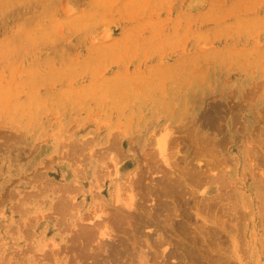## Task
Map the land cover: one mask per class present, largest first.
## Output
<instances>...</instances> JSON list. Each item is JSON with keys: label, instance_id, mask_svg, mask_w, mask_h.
Returning a JSON list of instances; mask_svg holds the SVG:
<instances>
[{"label": "rangeland", "instance_id": "obj_1", "mask_svg": "<svg viewBox=\"0 0 264 264\" xmlns=\"http://www.w3.org/2000/svg\"><path fill=\"white\" fill-rule=\"evenodd\" d=\"M0 264H264V0H0Z\"/></svg>", "mask_w": 264, "mask_h": 264}, {"label": "bare ground", "instance_id": "obj_2", "mask_svg": "<svg viewBox=\"0 0 264 264\" xmlns=\"http://www.w3.org/2000/svg\"><path fill=\"white\" fill-rule=\"evenodd\" d=\"M85 142H86V141H85ZM87 142H88V141H87ZM76 144H77V143H76ZM87 144H88V143H87ZM78 146H79V145H78ZM84 146H85V145H84ZM75 148H76V147H75ZM79 148H80V147H79ZM79 148H78V149H79ZM71 150H72V149H71ZM72 151H73V150H72ZM82 153H83V152H82ZM70 157H71V156H70ZM86 157H87V156H86ZM76 161H77V160H76ZM79 161H80V160H79ZM79 161H78V162H79ZM73 163H74V162H73ZM76 169H77V167H76ZM77 170H78V169H77ZM79 170H80V169H79ZM80 171H81V170H80ZM82 174H83V173H81L80 178H83V177H84V179H85V176H84V175L82 176ZM41 178H42V177H41ZM79 183H80V182H79ZM43 185H44V184H43ZM44 186H45V185H44ZM62 186H63V185H62ZM65 186H66V185H65ZM63 187H64V186H63ZM67 187H69V185H68ZM71 187H73L72 184H71ZM65 188H66V187H65ZM67 189H68V188H67ZM67 189H66V190H67ZM62 190H63V188H62ZM64 190H65V189H64ZM115 198H116V197H115ZM131 198H132V199H131ZM60 199H61V198H60ZM66 199H67V200H66V201H67V204H69V202H68L69 199H68V198H66ZM119 199H122V198H121V197H117V198H116V201L119 202V204H122V203H120V201H118ZM128 199L130 200V201L128 200L130 203H129L127 200H126V201H127L126 203H129L128 208H131V207L133 206V203H134V202L132 203V201L134 200V197L131 196V197H129ZM63 201H64V200H63ZM71 201H72V200H71ZM124 201H125V200H124ZM61 204L65 205L64 202H62ZM58 205H60V204H58ZM134 205H135V204H134ZM68 206L71 208L70 205H68ZM68 206H66V207H68ZM66 207H65V208H66ZM69 207H68V208H69ZM133 207H134V206H133ZM55 208H56V207H55ZM60 208H62V207L60 206ZM70 208H69V209H70ZM118 209H119V208H118ZM121 209H122V208H121ZM57 210H58V209H57ZM59 210H60V209H59ZM128 210H129V209H128ZM24 211H25V210H24ZM131 212H132V211H131ZM134 212H135V211H134ZM143 212H144V211H143ZM130 214H132V213H130ZM137 214H138V213H137ZM141 214H142V213H141ZM133 216H135V215H133ZM137 216H139V214H138ZM135 217H136V216H135ZM139 217H140V216H139ZM145 220H146V219H145ZM146 221H147V220H146ZM145 224H146V223H145ZM93 229H94V228H93ZM93 229H92V230H93ZM92 230H90V231H92ZM85 232H86V231H85ZM88 233H89V232H88ZM88 233H87V234H88ZM82 234H83V233H82ZM85 234H86V233H85ZM83 235H84V234H83ZM84 236H85V235H84ZM84 238H85V237H84ZM86 239H87V238H86ZM89 239H90V238H89ZM83 240H84V239H83ZM84 242H87V241L85 240ZM88 243H89V241H88ZM84 244L86 245L87 243H84ZM110 250H111V249H110ZM115 250H116V249H115ZM113 251H114V250H113ZM116 251H117V250H116ZM114 252H115V251H114ZM117 252H118V251H117ZM117 252H115V254H116Z\"/></svg>", "mask_w": 264, "mask_h": 264}]
</instances>
